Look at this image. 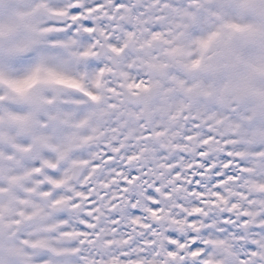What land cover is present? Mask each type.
I'll return each mask as SVG.
<instances>
[{
  "label": "clouds",
  "instance_id": "1",
  "mask_svg": "<svg viewBox=\"0 0 264 264\" xmlns=\"http://www.w3.org/2000/svg\"><path fill=\"white\" fill-rule=\"evenodd\" d=\"M0 264H264V0H0Z\"/></svg>",
  "mask_w": 264,
  "mask_h": 264
}]
</instances>
